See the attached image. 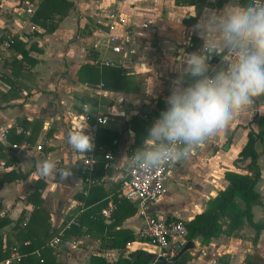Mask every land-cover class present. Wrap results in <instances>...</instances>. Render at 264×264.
<instances>
[{
	"label": "crops",
	"instance_id": "crops-1",
	"mask_svg": "<svg viewBox=\"0 0 264 264\" xmlns=\"http://www.w3.org/2000/svg\"><path fill=\"white\" fill-rule=\"evenodd\" d=\"M66 1L72 7L52 31L44 32L30 20L39 0H0V66L13 56L1 46L6 34L17 35L25 49L33 45L28 55L37 60L12 79V91L0 79V175L7 171L24 175L0 186V217L8 219L0 235L9 247L33 245L30 255L48 264H115L118 257L132 263L139 256L147 258L146 264H156L158 248L136 238L141 224L136 199H125L129 206L119 202L115 207L113 202L122 199L119 187L127 169L122 159L142 144L153 121L166 109L170 84L177 75L174 60L200 50L203 41L197 22L228 0ZM27 7L31 13L25 12ZM108 11L117 12L129 24L126 34L132 40L124 54L111 53L101 44ZM113 32L121 35L123 28L116 26ZM84 65L98 72L86 73ZM102 66L107 69L103 78L108 88L101 86ZM2 72H8V64ZM83 104L93 105L95 111L88 115ZM263 105L264 96L256 98L223 134L172 166L166 193L148 202L146 210L160 219L189 222L228 185L225 172L248 175L246 160H239L237 154L249 131L264 130V123L257 126L264 116ZM255 112L257 123L252 121ZM83 114L87 123L95 116L107 118L94 131V164L89 171L81 168L67 143L69 120ZM252 147L259 169L252 190L259 203L250 205V219L262 226L256 240L252 241L255 228L244 217L227 232L226 217L218 216L222 232L204 244L195 235L190 239L192 248L163 264H244L247 259L249 264H264V154L258 137ZM44 159L58 168H71V175L65 180L58 175L41 177L37 167ZM233 202L240 209L244 206L241 198L234 197ZM100 204L116 208L112 219L100 216L96 209ZM57 235L58 244L49 246ZM186 241L176 239L173 244Z\"/></svg>",
	"mask_w": 264,
	"mask_h": 264
},
{
	"label": "clouds",
	"instance_id": "clouds-1",
	"mask_svg": "<svg viewBox=\"0 0 264 264\" xmlns=\"http://www.w3.org/2000/svg\"><path fill=\"white\" fill-rule=\"evenodd\" d=\"M195 28L203 44L174 60L177 75L166 109L142 144L123 157L128 170L150 176L191 157L264 96V2L228 0L222 9L202 15ZM213 57L219 58L217 65L209 63ZM83 107L88 115L95 111L91 104ZM67 143L77 157L94 147L84 130H69ZM70 169L58 168L48 159L37 167L41 177L58 175L62 180L71 175Z\"/></svg>",
	"mask_w": 264,
	"mask_h": 264
},
{
	"label": "trees",
	"instance_id": "trees-1",
	"mask_svg": "<svg viewBox=\"0 0 264 264\" xmlns=\"http://www.w3.org/2000/svg\"><path fill=\"white\" fill-rule=\"evenodd\" d=\"M70 7H72V4L70 2H67L66 0H39L36 8L30 15V20L34 24L40 26L44 30V32H50L54 29L56 21L64 16L67 9H69ZM55 14L58 15L56 16V20H54L53 18ZM10 39L11 40L8 44V49L13 52V56L10 60H6L8 64V72L0 73V79L9 86L8 90L12 91V87L14 85L12 79L18 77L22 69H24L26 65L32 66L37 62V60L31 58L28 55V49H32L34 47L33 45H30L28 49H25V43L21 41L15 34L12 35ZM16 54H18L19 56L17 57ZM83 68L85 69L86 73H89L91 75L98 72V69L96 67H92L89 65H84ZM105 70L107 69L104 66L100 67V74L102 75L103 79V82H101V86H105L106 88H108L109 85L103 78ZM262 123H264V116L259 119L257 126L259 127ZM255 137H258L261 140L262 152L264 154V130L249 131L247 133V140L245 144L237 154L239 160H246L245 169L249 171V174L245 175L233 172H225L224 176L228 181V185L224 189L220 190L212 200L208 201V207L203 213L195 216L192 220L185 223L187 228L185 239L190 240L198 233L197 235L200 236V243H206L211 237H214L218 233L222 232V230H220V224L217 223V217L221 216L226 217L227 219V232H231L232 230L236 229V227L240 224L241 219L244 217L245 220L255 228V233L252 237V241L254 242L256 240L258 233L257 231L261 229L262 226L251 221L249 211V207L251 204L259 203V196L252 190V186L259 176V169L256 164L257 153L253 150L252 147ZM23 177L24 175L20 172H4L0 175V186L5 181H11ZM234 197H238L243 200L244 206L242 209L238 208L234 204ZM113 202L115 207L119 205V202L129 206V204H126L127 202L123 198L120 200H113ZM101 207L102 206L100 204L96 207V209L98 208L99 211ZM115 211L116 208L112 210L110 219H112V216H114ZM82 216L87 217L88 214L83 213ZM7 222L8 219L6 217H0V227L5 225ZM70 227H73V225H71ZM25 232L27 233L26 230ZM8 245L9 243L3 241L0 235V259H3L8 255L9 249L11 248ZM15 248L20 254V258L17 264H48L44 262V259L40 261L39 257L30 255L33 249V245L26 244L25 246H23L20 243ZM48 250L50 251V249ZM39 255L42 254L39 252ZM146 262L147 258H143L140 256L134 259L132 263L127 262L124 258L118 257L115 264H146ZM156 264H163V262L160 259H157ZM244 264H249L248 259Z\"/></svg>",
	"mask_w": 264,
	"mask_h": 264
},
{
	"label": "built area",
	"instance_id": "built-area-1",
	"mask_svg": "<svg viewBox=\"0 0 264 264\" xmlns=\"http://www.w3.org/2000/svg\"><path fill=\"white\" fill-rule=\"evenodd\" d=\"M264 2V0H261ZM26 13H31L32 8H25ZM107 19V30L103 31V42L101 43L111 53L124 54L127 51V46L132 40V36L126 34L129 30V24L123 19L117 12L108 11L105 15ZM116 26L123 28V34L117 35L113 32ZM12 34H6L1 41L2 48H8L10 43V37ZM105 64L112 63L104 60ZM218 60L211 59L209 63L211 65H217ZM84 104L82 105V107ZM84 108V107H83ZM87 114L81 116H73L69 120V127L72 130L81 131L84 130L86 135L91 137V142L94 145V131L97 127L106 123L107 118L104 115L95 116L94 121L87 123ZM36 149H40V145L36 146ZM94 147L91 151H87L79 157L81 168L89 171L94 164L93 158ZM105 159H110L109 154H104ZM177 163V162H176ZM174 164L164 166L162 169L153 172L150 176H144L134 170L126 169L125 177L120 182V196L126 200L136 199V213L141 219V224L136 232V238L141 241L148 242L158 248L157 257L162 259H169L176 255L174 248V242L176 239H184L187 233L185 222L176 218L160 219L156 215L146 210L148 202L156 200L164 195L167 191L165 186L166 177ZM112 205L102 207L99 211L100 216L104 220H109L111 216ZM72 223V221L70 222ZM59 236H54L49 241V246H55L59 242ZM20 258L15 247L9 249L8 255L3 259H0V264H17Z\"/></svg>",
	"mask_w": 264,
	"mask_h": 264
},
{
	"label": "water",
	"instance_id": "water-1",
	"mask_svg": "<svg viewBox=\"0 0 264 264\" xmlns=\"http://www.w3.org/2000/svg\"><path fill=\"white\" fill-rule=\"evenodd\" d=\"M7 63L6 62H3L0 66V73H2V71L5 69ZM258 117V114L257 112L254 113L253 117H252V121L254 123H257V118ZM198 234V233H197ZM196 234V236H197ZM193 247V240H187L183 245H180V244H175L174 245V248L175 250L177 251V254L169 259H162V258H159L157 257L158 259H160L163 263H171L173 261L176 260V258L178 257L179 254H181L184 250L186 249H189V248H192Z\"/></svg>",
	"mask_w": 264,
	"mask_h": 264
},
{
	"label": "rangeland",
	"instance_id": "rangeland-1",
	"mask_svg": "<svg viewBox=\"0 0 264 264\" xmlns=\"http://www.w3.org/2000/svg\"><path fill=\"white\" fill-rule=\"evenodd\" d=\"M264 106V105H263Z\"/></svg>",
	"mask_w": 264,
	"mask_h": 264
}]
</instances>
